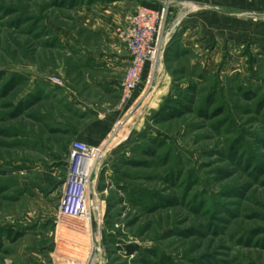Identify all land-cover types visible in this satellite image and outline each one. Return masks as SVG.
<instances>
[{
    "label": "rangeland",
    "instance_id": "obj_1",
    "mask_svg": "<svg viewBox=\"0 0 264 264\" xmlns=\"http://www.w3.org/2000/svg\"><path fill=\"white\" fill-rule=\"evenodd\" d=\"M139 7L163 54L124 100ZM74 142L104 150L62 219ZM64 221L86 264H264V0H0V264Z\"/></svg>",
    "mask_w": 264,
    "mask_h": 264
},
{
    "label": "built area",
    "instance_id": "obj_2",
    "mask_svg": "<svg viewBox=\"0 0 264 264\" xmlns=\"http://www.w3.org/2000/svg\"><path fill=\"white\" fill-rule=\"evenodd\" d=\"M157 20V12L139 7L128 19V26L119 31V40L129 56V69L123 83L124 100H130L135 92L144 68L155 67L157 59L162 57L160 46L154 45ZM70 148L66 190L60 200L59 212L65 217L79 218L91 213L89 182L96 161L103 153L104 143L92 147L74 142ZM73 189H78V195L72 194Z\"/></svg>",
    "mask_w": 264,
    "mask_h": 264
},
{
    "label": "crops",
    "instance_id": "obj_3",
    "mask_svg": "<svg viewBox=\"0 0 264 264\" xmlns=\"http://www.w3.org/2000/svg\"><path fill=\"white\" fill-rule=\"evenodd\" d=\"M115 51V56L112 55V58L103 57L101 59V63H105L107 67L111 66L119 68L128 66L129 58L126 52L120 49H116ZM85 141H88L87 143H89L88 139H86ZM86 145L95 147L93 145H96V142ZM58 216L62 219H70L69 217H65L61 214H59ZM65 223V221L62 223L59 222V224L56 223L57 227H55V232L51 234L52 236L50 239L54 241L48 242L42 249H38L37 251L28 250V253L19 252L18 258L21 260V264H86L85 261H81L82 257L79 256L78 258H75L73 257V254H69V251L67 253L68 246L66 245L71 244V242L74 243V240H79V242L75 243V248H78L80 246L81 250H86V247H82L81 243H85L86 240H93V232L91 231L90 227H88L87 229L82 226H70L71 224L68 226V224ZM57 240H66L68 242H64L63 246L60 247ZM30 241L38 242V240ZM19 262L11 261V264H20Z\"/></svg>",
    "mask_w": 264,
    "mask_h": 264
},
{
    "label": "trees",
    "instance_id": "obj_4",
    "mask_svg": "<svg viewBox=\"0 0 264 264\" xmlns=\"http://www.w3.org/2000/svg\"><path fill=\"white\" fill-rule=\"evenodd\" d=\"M162 111H163V110H162ZM162 111H161V113H162ZM72 194L75 195V196L78 195V189H73ZM74 199H75V198H74ZM74 199H73V200H74ZM131 251H132V249L129 250L130 253H131Z\"/></svg>",
    "mask_w": 264,
    "mask_h": 264
}]
</instances>
